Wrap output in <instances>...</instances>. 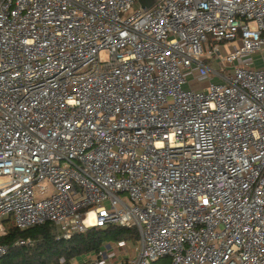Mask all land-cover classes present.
<instances>
[{"label":"built area","instance_id":"2783aa9c","mask_svg":"<svg viewBox=\"0 0 264 264\" xmlns=\"http://www.w3.org/2000/svg\"><path fill=\"white\" fill-rule=\"evenodd\" d=\"M135 3L0 0V237L126 228L78 264H264V0Z\"/></svg>","mask_w":264,"mask_h":264},{"label":"trees","instance_id":"16d2710c","mask_svg":"<svg viewBox=\"0 0 264 264\" xmlns=\"http://www.w3.org/2000/svg\"><path fill=\"white\" fill-rule=\"evenodd\" d=\"M58 237L59 233L51 223L25 230L14 226L5 228L0 246L7 247L9 251L0 258V264H60L61 259L63 264H71L74 259L98 253L106 243L136 240L138 235L134 229L109 227L75 233L69 240ZM21 241L29 243L18 245ZM162 260H169L167 264H171L168 258Z\"/></svg>","mask_w":264,"mask_h":264},{"label":"rangeland","instance_id":"374dc122","mask_svg":"<svg viewBox=\"0 0 264 264\" xmlns=\"http://www.w3.org/2000/svg\"><path fill=\"white\" fill-rule=\"evenodd\" d=\"M140 9V5H139V3H138V0H136V3H135V5H134V10H139ZM237 48H240V43H239V41L237 42V43H235L234 44ZM234 45H231V46H229L228 48H230V49H233V47H234ZM228 50V49H227ZM262 54H264V49H263V51H262ZM259 57H257V59H258ZM210 64V66H212L213 64L212 63H209ZM197 82H194V83H192V86L193 87H203V88H206L207 86H208V84H209V82H208V80H196ZM4 222H5V226H6V228L8 229L10 226H13V223L11 222V221H9V218L8 217H5V220H4ZM78 260H80V263H81V261L83 260V258L81 257V258H77V259H74V262H76V264H78L79 263V261ZM168 262H170L169 260H160L159 262H157V263H155V264H167Z\"/></svg>","mask_w":264,"mask_h":264},{"label":"water","instance_id":"95a60500","mask_svg":"<svg viewBox=\"0 0 264 264\" xmlns=\"http://www.w3.org/2000/svg\"><path fill=\"white\" fill-rule=\"evenodd\" d=\"M159 1L160 0H138V3L142 10H145V9L149 10L153 8L156 5V3H158Z\"/></svg>","mask_w":264,"mask_h":264}]
</instances>
